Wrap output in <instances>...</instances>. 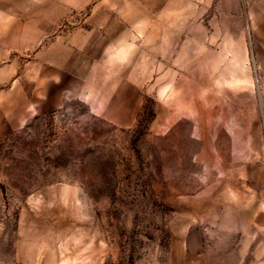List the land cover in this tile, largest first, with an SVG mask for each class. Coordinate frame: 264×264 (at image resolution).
Listing matches in <instances>:
<instances>
[{
  "label": "rangeland",
  "instance_id": "374dc122",
  "mask_svg": "<svg viewBox=\"0 0 264 264\" xmlns=\"http://www.w3.org/2000/svg\"><path fill=\"white\" fill-rule=\"evenodd\" d=\"M111 2L122 24L182 32L153 64L144 33L132 64H71L50 79L63 65L41 61L40 94L39 50L11 52L28 111L21 120L9 90L0 264H264V0ZM127 86L136 110L120 125Z\"/></svg>",
  "mask_w": 264,
  "mask_h": 264
},
{
  "label": "crops",
  "instance_id": "0c3cea01",
  "mask_svg": "<svg viewBox=\"0 0 264 264\" xmlns=\"http://www.w3.org/2000/svg\"><path fill=\"white\" fill-rule=\"evenodd\" d=\"M157 6L159 5L155 4L156 8ZM86 7H90L88 24L72 31H65L60 37L54 36L60 21ZM115 7L117 8L111 0H0V134L4 128L8 127L9 90L15 87L14 91L18 98L17 113L21 120L25 118L28 111V109L25 110L24 84L19 82V79L17 84L10 83L19 74L18 68L10 69V65L19 64V58L11 53L14 50H39L34 52L32 61L34 80L39 81V88H35V94H40L41 89V61H45L49 66L63 65L60 69L56 67V69L53 68L54 71L49 70L50 79H56L57 73L66 72L64 66L71 64L97 63L116 66L132 64L133 53L130 51V43L136 42L138 33L145 34L152 64L154 58L168 56L169 43L176 42L177 34L182 30L166 24H122V18L115 15ZM42 48L48 49L46 57L41 55ZM85 58L90 60H84ZM53 74L55 75L52 76ZM115 74L116 77L112 75L113 77L107 78L122 79L126 82L137 79L133 73L123 77L120 72ZM119 95L130 98L127 115L115 118L120 125H126L129 122L130 113L136 110L135 88L127 86Z\"/></svg>",
  "mask_w": 264,
  "mask_h": 264
}]
</instances>
